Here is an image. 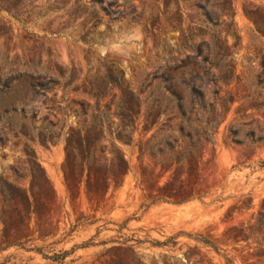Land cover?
Masks as SVG:
<instances>
[{"label":"rangeland","instance_id":"rangeland-1","mask_svg":"<svg viewBox=\"0 0 264 264\" xmlns=\"http://www.w3.org/2000/svg\"><path fill=\"white\" fill-rule=\"evenodd\" d=\"M206 1L0 0V84L19 75H41L40 83L46 82L44 75H64L67 79V83L53 89L57 93L54 104L53 94L45 97L32 93L29 86L33 81L26 85L21 84L22 80L11 82L13 88L21 86L0 95V113L9 106L24 108L27 126L39 128L45 119L44 124L55 122L56 115L63 117L58 114L57 104L63 90L70 101L73 90L88 92L100 85L114 87L117 95L128 89H144L147 108L156 102L163 115L160 125L143 140L161 125L163 135H168V127L175 124L167 123L173 118L174 103L166 100L165 84L160 80L151 83L152 79L169 77L168 87L180 93L188 112V84L201 87L206 99L212 101L214 90L219 88L212 84V75H225L229 66L239 76L240 95L247 98L232 107L212 136L213 145L204 148L198 188L206 195L179 207L160 203L148 209L142 207L144 195L138 186L142 161L133 146L118 144L130 167L122 187L110 188L99 205H90L83 188L78 196L69 194L61 142L43 145L11 140L7 148H0V177L13 182L9 167L25 159L22 150L26 145L44 172L54 200L39 222L32 218L27 225L16 200L5 206L3 214L0 194V247L3 233L8 234L5 241L18 243L0 253V264H132L126 247L116 244L121 242L120 237L143 240L148 235L149 240L164 241L178 233L208 237L235 264H264V258L257 262L250 256L253 249L248 251L242 243L234 246L224 236L227 231H260L255 220L264 198V78L257 77L264 74V0ZM197 5L208 7L213 22L205 20L204 11ZM248 16L262 29L258 30ZM196 76L198 80H193ZM71 78L75 80L69 83ZM152 92L154 95L149 97ZM239 105L244 114L236 126L233 117ZM111 119L117 123L113 112ZM206 120L201 114L190 115V131L194 134V130L206 128ZM73 121L72 116L69 123ZM183 127L188 131L186 125ZM230 128L239 130L235 136L238 143L228 138ZM210 129L214 131L212 125ZM261 137L262 142L252 144V138ZM137 138L138 134L134 143ZM158 173L156 170L154 176ZM81 216L94 217L96 223L73 229ZM178 242L194 246L186 236ZM147 248L145 245L137 250L136 258H156L161 253ZM207 259L223 264L214 254Z\"/></svg>","mask_w":264,"mask_h":264},{"label":"trees","instance_id":"trees-1","mask_svg":"<svg viewBox=\"0 0 264 264\" xmlns=\"http://www.w3.org/2000/svg\"><path fill=\"white\" fill-rule=\"evenodd\" d=\"M206 1V4H208ZM178 5V2H174ZM207 22H213L207 13L208 7H201ZM247 14V13H246ZM247 16V15H246ZM248 18L254 26L261 30L259 23ZM201 45L198 46V52ZM233 67H228V72L217 77L212 75V84L219 87L213 92V100L206 99L201 87L195 83H189L190 110L187 112L182 105L180 93L168 87L170 78L161 76L152 79L151 83L160 80V84H165L164 92L168 94L166 100L174 103L173 118L167 123H175L168 127L169 134L163 135L164 126L161 125L150 138H143L160 124L163 115L162 107L156 102L151 108H147L143 101L147 93L144 89H128L126 92L117 95L113 93L114 87L98 86L90 91L75 89L71 94L74 97L69 101L66 90L62 91L61 101L58 104V114L54 116L55 122L43 120L39 128L27 126V118L24 108L17 110L9 106L2 109L0 113V148L3 150L8 147L11 140H24L26 142H38L43 145H55L59 142L63 144L64 151V180L71 197L78 196L81 188L88 199L90 205H99L110 188L122 187L125 177L130 172V167L124 154L120 151L118 144L133 146L137 148L139 159L142 161L138 178V186L143 192L142 207L150 208L155 204H165L170 206H183L193 201H200L206 192H202L199 181L202 174V160L205 146L213 145L212 136L217 133V129L230 113L232 107L237 103L246 102L247 98L240 95V79L235 76ZM208 71H205L206 76ZM41 75H25L9 78L1 82L0 95H7L16 91L19 86L26 85L29 80L33 84L29 86L34 95L53 94L51 103L55 102L57 93L53 91L55 87L67 83L64 75H44L42 78L45 83L38 80ZM264 78L260 74L257 78ZM13 80H22L21 84L13 88ZM75 79H69V83ZM193 80H198L197 76ZM99 82H102L99 80ZM68 85V84H66ZM223 94V98L219 95ZM150 93L149 97L153 96ZM65 104V106H62ZM146 106V107H145ZM53 108V107H52ZM145 110L142 115V110ZM112 112L117 123L112 121ZM203 115L206 120V128L200 131H190L192 128L190 115L197 117ZM244 109L239 105L234 112L233 124L238 126ZM189 115V117H187ZM74 117L73 123H69L70 118ZM19 122L16 124V121ZM183 125L187 126L186 131ZM213 126L214 131L210 129ZM239 130H229V139L235 141V136ZM136 134L137 141L134 143ZM262 142V137L253 139L252 144ZM22 154L24 160L18 159L16 166L9 167L13 182L9 178L0 177V194L4 206L16 200L29 221L34 218L39 222L47 212V207L53 200V191L46 179L44 172L37 163L33 152L25 145ZM4 156V155H3ZM264 167V162L261 163ZM158 170L157 176L154 172ZM166 181L161 185L163 178ZM146 204V205H145ZM20 217V215H17ZM89 222V223H87ZM94 217L81 216L76 220L73 229L82 225H94ZM255 227L260 231H227L225 237L234 246L244 244L248 251L253 249L252 257L257 258V262L264 258V198L261 202ZM3 231H6L4 228ZM74 231H70L72 233ZM120 233V232H118ZM186 236L194 243V246L180 244L178 239ZM7 233L1 236L0 253L18 243H8ZM121 242H116L120 247H126L132 257V264H213L212 260L207 259L208 255L214 254L223 260V264H235L230 260L224 251L202 234L184 235L178 233L174 236L165 238L164 241L149 240L145 235L143 240L120 237ZM128 243H133L127 247ZM106 243H101L105 245ZM147 245L149 250L158 249L161 251L155 258L140 256L136 258L143 246ZM118 248L114 249L117 251ZM185 249V251H183ZM168 254L172 257L168 258ZM66 253L61 256L63 262ZM146 260V261H145ZM120 262V259L118 258ZM171 261H174L173 263Z\"/></svg>","mask_w":264,"mask_h":264}]
</instances>
